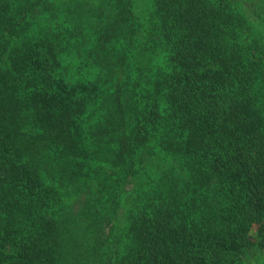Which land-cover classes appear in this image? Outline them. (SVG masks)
<instances>
[{"label":"trees","instance_id":"1","mask_svg":"<svg viewBox=\"0 0 264 264\" xmlns=\"http://www.w3.org/2000/svg\"><path fill=\"white\" fill-rule=\"evenodd\" d=\"M151 1L0 0V264L264 263V0Z\"/></svg>","mask_w":264,"mask_h":264},{"label":"rangeland","instance_id":"2","mask_svg":"<svg viewBox=\"0 0 264 264\" xmlns=\"http://www.w3.org/2000/svg\"><path fill=\"white\" fill-rule=\"evenodd\" d=\"M139 4L143 9H152L153 3L151 0H139ZM140 9V7H139ZM45 17H41L37 23L35 34L43 38L44 36H50L52 39L56 37L55 35H61L66 38L65 48L60 54V58L63 61V66L61 73L66 78H70L72 75L76 79H82V75L86 76L87 79L82 81H95L99 83L100 79V69L94 65L89 59H87V54L90 52L91 41L84 40L83 36L75 35L73 33V24L68 23H56L52 20H45ZM69 25V27L67 26ZM90 33V32H89ZM85 68V69H82ZM75 81V80H74ZM94 95V94H93ZM101 111L100 109V99L94 100L93 97L90 98L88 102V113L87 115L94 114L91 118L93 121L96 119V115ZM251 264H254L251 262ZM257 264H264L262 262Z\"/></svg>","mask_w":264,"mask_h":264}]
</instances>
